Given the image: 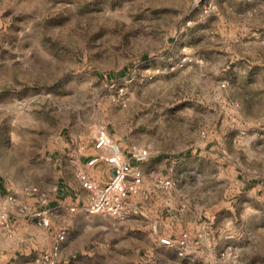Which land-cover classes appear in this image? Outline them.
Instances as JSON below:
<instances>
[{
	"label": "rangeland",
	"instance_id": "obj_1",
	"mask_svg": "<svg viewBox=\"0 0 264 264\" xmlns=\"http://www.w3.org/2000/svg\"><path fill=\"white\" fill-rule=\"evenodd\" d=\"M120 86L125 106L114 101ZM120 122L160 142L183 133L167 155L194 156L205 171L210 153L219 202L240 203L244 182L264 200V0H0L8 191L48 187L50 156L71 133ZM217 227L203 257L137 244L76 264H264V226L249 242L247 220Z\"/></svg>",
	"mask_w": 264,
	"mask_h": 264
},
{
	"label": "crops",
	"instance_id": "obj_2",
	"mask_svg": "<svg viewBox=\"0 0 264 264\" xmlns=\"http://www.w3.org/2000/svg\"><path fill=\"white\" fill-rule=\"evenodd\" d=\"M106 132L124 154L128 166L127 182L137 183L143 191L127 196L129 208L134 213L123 221H117L106 214L85 211L89 193L83 188L78 174L103 188L113 175V168L105 160L108 150L94 147L97 132L91 136L71 133L69 139L50 156L49 186L38 188L46 194V204H40L36 195L12 194L0 180V208L8 213L6 227H0V264H36V257L49 253L60 233H64V239L59 243L56 264H76L94 259H102L104 263L111 249L115 258L122 256L124 248L135 249L137 244L140 247L172 249L157 243L151 232L152 225L157 226L158 236L174 241L187 234L188 253L193 258L211 252L217 225L225 216L230 220L241 218L242 222H251L252 227L247 230L248 242L254 238V229L263 230L264 200L258 196L256 187L244 182L242 188L236 181L239 190L235 197L242 199L240 203L234 199L219 202L215 184L217 166L214 158L210 159V153L208 165L212 168L208 171L194 156L187 160L184 156L167 155L184 145L183 133L176 136L168 134L160 142L135 124L123 122ZM132 146L147 149L149 158L141 163L131 159ZM157 177L170 180L174 185L166 190H157L153 185ZM192 190H198L199 197L192 195ZM23 206L35 214L32 219L20 211ZM44 211L49 221L46 227L37 225L38 214Z\"/></svg>",
	"mask_w": 264,
	"mask_h": 264
},
{
	"label": "built area",
	"instance_id": "obj_3",
	"mask_svg": "<svg viewBox=\"0 0 264 264\" xmlns=\"http://www.w3.org/2000/svg\"><path fill=\"white\" fill-rule=\"evenodd\" d=\"M126 90L120 86L116 92V99L120 105L125 106L127 101ZM94 147L96 149L105 148L108 150L109 155L105 158L106 162L113 168V175L103 188H98L93 183L88 181L85 176L78 174L82 182V186L89 193V199L85 211L89 214H106L117 221H123L130 213L134 211L129 208L127 196L143 193L140 186L134 182H127L128 166L125 162L124 154L118 143L114 142L105 130H98ZM150 156L147 149L132 146L130 148V157L136 162H144ZM154 188L157 190H166L173 186V182L157 177L153 180ZM26 195L38 197L40 204H46L48 199L45 193H41L38 188H29L25 192ZM264 196V189H263ZM12 200L11 197L8 198ZM21 212L32 219L35 214L27 206L20 209ZM8 221V213L4 208H0V227H6ZM49 221L46 216V211L38 214L37 225L46 227ZM151 232L156 237L159 245L167 248L175 249L179 255H183L188 246L187 234H182L181 237L174 241L170 238L158 236L156 225H152ZM64 239V233L57 236V243L49 253L41 254L36 257V264H56L58 257L59 243Z\"/></svg>",
	"mask_w": 264,
	"mask_h": 264
}]
</instances>
